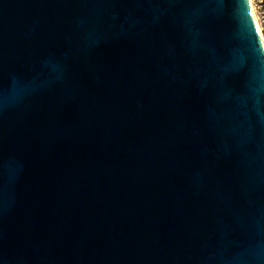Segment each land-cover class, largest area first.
<instances>
[{
	"label": "water",
	"instance_id": "water-1",
	"mask_svg": "<svg viewBox=\"0 0 264 264\" xmlns=\"http://www.w3.org/2000/svg\"><path fill=\"white\" fill-rule=\"evenodd\" d=\"M0 264H264L247 0H0Z\"/></svg>",
	"mask_w": 264,
	"mask_h": 264
},
{
	"label": "rangeland",
	"instance_id": "rangeland-1",
	"mask_svg": "<svg viewBox=\"0 0 264 264\" xmlns=\"http://www.w3.org/2000/svg\"><path fill=\"white\" fill-rule=\"evenodd\" d=\"M251 3L264 38V0H251Z\"/></svg>",
	"mask_w": 264,
	"mask_h": 264
},
{
	"label": "bare ground",
	"instance_id": "bare-ground-1",
	"mask_svg": "<svg viewBox=\"0 0 264 264\" xmlns=\"http://www.w3.org/2000/svg\"><path fill=\"white\" fill-rule=\"evenodd\" d=\"M247 1H248V4H249V7H250V10H251V13H252V16H253L254 22H255V24H256V26H257V29H258V31H259L261 37L263 38V35H262V32H261L260 25L258 24L257 18H256L255 13H254V9H253V7H252L251 0H247Z\"/></svg>",
	"mask_w": 264,
	"mask_h": 264
},
{
	"label": "snow or ice",
	"instance_id": "snow-or-ice-1",
	"mask_svg": "<svg viewBox=\"0 0 264 264\" xmlns=\"http://www.w3.org/2000/svg\"><path fill=\"white\" fill-rule=\"evenodd\" d=\"M245 9H246V14L248 15V12H247V7L246 6H243Z\"/></svg>",
	"mask_w": 264,
	"mask_h": 264
}]
</instances>
